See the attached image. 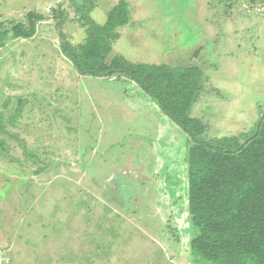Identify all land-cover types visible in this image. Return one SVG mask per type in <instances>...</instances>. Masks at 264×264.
Here are the masks:
<instances>
[{"label": "rangeland", "instance_id": "obj_1", "mask_svg": "<svg viewBox=\"0 0 264 264\" xmlns=\"http://www.w3.org/2000/svg\"><path fill=\"white\" fill-rule=\"evenodd\" d=\"M126 1L110 56L200 66L192 116L245 142L264 115V0ZM118 2L0 0V29L46 16L0 48V264H207L191 248L189 135L135 81L82 75L60 50L54 15L79 43L78 9L103 24Z\"/></svg>", "mask_w": 264, "mask_h": 264}, {"label": "trees", "instance_id": "obj_2", "mask_svg": "<svg viewBox=\"0 0 264 264\" xmlns=\"http://www.w3.org/2000/svg\"><path fill=\"white\" fill-rule=\"evenodd\" d=\"M78 13L87 30L79 43L62 31L63 13L53 16L59 19L60 50L76 70L82 75L135 81L189 135V209L198 231L191 241L192 252L207 264H264V115L245 142L238 136L208 138L207 124L191 113L206 80L200 66L111 57L121 28L132 19L126 0L115 5L103 24L84 8ZM44 20V14L30 11L26 21H13L11 28L0 29V48L35 36Z\"/></svg>", "mask_w": 264, "mask_h": 264}, {"label": "crops", "instance_id": "obj_3", "mask_svg": "<svg viewBox=\"0 0 264 264\" xmlns=\"http://www.w3.org/2000/svg\"><path fill=\"white\" fill-rule=\"evenodd\" d=\"M49 6L51 7V5H48V6H46V8L49 7ZM46 8H45V9H46ZM16 13H17V12H16ZM22 39H24L25 41H28L29 39H34V38L31 37V38H22ZM11 42H12V41H11ZM11 42H10V43H11ZM8 44H9V43H8ZM8 44H7V45H8ZM7 45H6V46H7ZM6 46H5V47H6Z\"/></svg>", "mask_w": 264, "mask_h": 264}, {"label": "built area", "instance_id": "obj_4", "mask_svg": "<svg viewBox=\"0 0 264 264\" xmlns=\"http://www.w3.org/2000/svg\"><path fill=\"white\" fill-rule=\"evenodd\" d=\"M48 10H50V8H48ZM261 10V8H258V11H260Z\"/></svg>", "mask_w": 264, "mask_h": 264}]
</instances>
